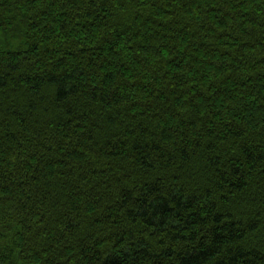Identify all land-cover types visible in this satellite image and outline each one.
Here are the masks:
<instances>
[{"label":"trees","instance_id":"16d2710c","mask_svg":"<svg viewBox=\"0 0 264 264\" xmlns=\"http://www.w3.org/2000/svg\"><path fill=\"white\" fill-rule=\"evenodd\" d=\"M0 264H264V0H0Z\"/></svg>","mask_w":264,"mask_h":264}]
</instances>
